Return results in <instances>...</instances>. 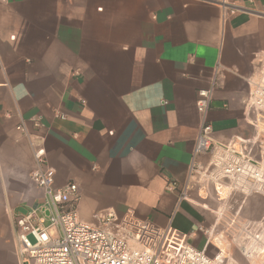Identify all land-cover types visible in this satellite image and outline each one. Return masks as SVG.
<instances>
[{"label": "crops", "instance_id": "0c3cea01", "mask_svg": "<svg viewBox=\"0 0 264 264\" xmlns=\"http://www.w3.org/2000/svg\"><path fill=\"white\" fill-rule=\"evenodd\" d=\"M220 1L0 0V264H21L15 220L44 199L32 180L35 145L46 149L56 188L78 185L82 221L132 213L195 248L201 233L203 250L236 262L244 228L264 222V195L218 198L190 175L197 101L216 80L215 141L254 136L244 102L264 56V19L223 20ZM245 6L264 12V0ZM170 182L188 185L187 198ZM222 201L220 210H236L225 229L211 216Z\"/></svg>", "mask_w": 264, "mask_h": 264}, {"label": "built area", "instance_id": "2783aa9c", "mask_svg": "<svg viewBox=\"0 0 264 264\" xmlns=\"http://www.w3.org/2000/svg\"><path fill=\"white\" fill-rule=\"evenodd\" d=\"M253 0H221L223 20L240 13L264 19V12L250 11L245 4ZM249 79V95L245 100V121L254 130L250 139L239 138L227 144L214 139L208 121L216 87L199 92L197 101L201 127L195 142L190 175L206 187H213L218 198L224 191L245 195H264V56ZM41 127L40 119L32 120ZM19 130L28 134L26 124ZM210 156L207 165L198 162ZM33 182L44 192V199L27 214L15 220L17 252L21 264H223V252L211 259L206 248L198 250L188 243L186 235L171 226L160 228L138 220L134 214L119 218L110 210L96 215V224L82 221L77 212L80 199L78 185L68 183L55 187L54 171L48 166L46 149L34 146ZM168 191L187 198L188 185L170 182ZM240 244L242 256L259 259L264 264V222L244 228ZM33 237L34 242H31ZM235 264H237L234 261ZM227 264H230L229 262Z\"/></svg>", "mask_w": 264, "mask_h": 264}, {"label": "rangeland", "instance_id": "374dc122", "mask_svg": "<svg viewBox=\"0 0 264 264\" xmlns=\"http://www.w3.org/2000/svg\"><path fill=\"white\" fill-rule=\"evenodd\" d=\"M240 195L238 194L237 195V197H239ZM223 198L225 197V194H223V196H222ZM225 202V201H224ZM223 201L222 202H216L215 204L217 205V208H218V211L220 210L219 208L221 207V204L222 203H224ZM237 206V205H236ZM235 213H236V210L235 209H233V210H230V211H228V212H224L223 210H220V215H215V214H212L211 216L213 217V218H221V222L218 224V228H222V229H225V227L227 226H229L228 225V223L227 222H225V218L226 217H228V216H230V215H235ZM26 214V212H25V210H22L21 211V215H25ZM206 225V226H205ZM204 225V229H207V224H205ZM209 236V235H208ZM198 238H197V240L195 241V244H196V248L198 249V250H203V246H204V244H205V241H206V239H204V237H203V235L201 234V233H199V235L197 236ZM231 238H232V236L230 235V232H228V233H226V235L224 236V240H222V241H224V243H227L226 241V239H229V240H231ZM30 240H31V242H34V240H33V237H30ZM187 241H188V239H187ZM189 243V242H188ZM224 246H226V244L224 245ZM226 248V247H225ZM224 248V249H225ZM227 253H228V248H227V251H226ZM207 256L209 257V258H211V259H213L214 258V253H213V251L212 250H208L207 252ZM233 253H234V255H235V259H236V263L237 264H259L260 263V261H259V259H256V258H254V259H252V260H248V259H246V258H244L243 256H242V254H241V252H240V248L239 247H237V246H234V249H233ZM228 262H224L223 264H227ZM230 264H235L234 262H229Z\"/></svg>", "mask_w": 264, "mask_h": 264}, {"label": "bare ground", "instance_id": "6f19581e", "mask_svg": "<svg viewBox=\"0 0 264 264\" xmlns=\"http://www.w3.org/2000/svg\"><path fill=\"white\" fill-rule=\"evenodd\" d=\"M207 250V249H206ZM217 264V263H216Z\"/></svg>", "mask_w": 264, "mask_h": 264}]
</instances>
